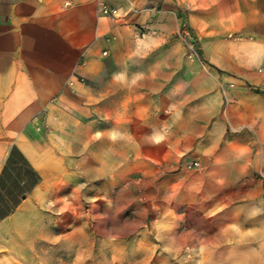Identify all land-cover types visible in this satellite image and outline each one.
<instances>
[{
  "label": "crops",
  "instance_id": "0c3cea01",
  "mask_svg": "<svg viewBox=\"0 0 264 264\" xmlns=\"http://www.w3.org/2000/svg\"><path fill=\"white\" fill-rule=\"evenodd\" d=\"M53 236L264 264V0H0V249Z\"/></svg>",
  "mask_w": 264,
  "mask_h": 264
},
{
  "label": "rangeland",
  "instance_id": "374dc122",
  "mask_svg": "<svg viewBox=\"0 0 264 264\" xmlns=\"http://www.w3.org/2000/svg\"><path fill=\"white\" fill-rule=\"evenodd\" d=\"M197 2L198 0H194ZM179 35L186 43L191 45L196 53L197 45L193 44V32L188 26L186 16L181 18V25L179 29ZM187 48V44H185ZM191 49V50H192ZM193 53V52H192ZM84 213L88 212L90 209L89 204H84L83 206ZM43 227V226H42ZM43 231V228H41ZM24 241L27 238H23ZM29 239V238H28ZM46 237H36L30 238V240L35 243L30 244V249L32 253L27 251L13 254L11 251H1L0 249V264H77V254L75 252V247L73 246L74 241L67 243L66 238H52V243L45 241ZM59 240H62L63 244L59 245ZM4 244L9 249L14 247L11 239H4ZM68 245V246H67ZM25 245V250H26ZM24 249V248H23ZM81 262V261H80ZM79 264H147L145 254H130L125 253L123 248H116L114 252L108 251L105 247H101L98 252H92L91 243H85V252L83 262Z\"/></svg>",
  "mask_w": 264,
  "mask_h": 264
},
{
  "label": "built area",
  "instance_id": "2783aa9c",
  "mask_svg": "<svg viewBox=\"0 0 264 264\" xmlns=\"http://www.w3.org/2000/svg\"><path fill=\"white\" fill-rule=\"evenodd\" d=\"M37 1H40V0H37ZM101 13L105 16H113V12H111L109 10V8L105 5V4H102L101 5ZM106 53H103V55H105ZM198 164L197 163H194L193 166H197Z\"/></svg>",
  "mask_w": 264,
  "mask_h": 264
}]
</instances>
